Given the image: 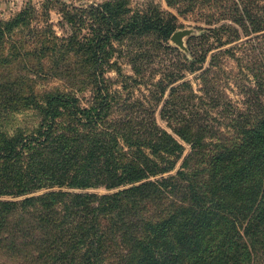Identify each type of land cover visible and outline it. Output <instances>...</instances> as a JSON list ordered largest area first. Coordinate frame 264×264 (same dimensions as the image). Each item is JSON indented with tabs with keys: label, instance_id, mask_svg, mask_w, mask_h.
Segmentation results:
<instances>
[{
	"label": "trees",
	"instance_id": "trees-1",
	"mask_svg": "<svg viewBox=\"0 0 264 264\" xmlns=\"http://www.w3.org/2000/svg\"><path fill=\"white\" fill-rule=\"evenodd\" d=\"M237 3L221 6L220 14L223 16L220 20L223 24L216 25L219 20L213 18L205 20L206 27L201 29L200 39L203 45H208L210 39L221 41L226 33L229 36L237 34L240 27L245 38L243 56H248L246 50L252 47V38L264 35V4L259 1ZM108 11L110 9L104 6L101 16L110 21L112 18ZM25 12L26 8L0 20V46L4 38L24 22ZM115 26L119 33L117 37L128 31L138 34L154 31L163 40L171 30L170 24L163 23L161 18L146 15ZM111 29L104 32V27H101L94 41L93 74L99 88L98 75L102 69L98 62ZM226 43L223 39L221 45ZM224 52L232 53L231 56L235 53L230 48ZM192 53L191 60L180 55L178 78H184L185 71L201 69V79L206 85L210 79L208 72L215 64L210 63L211 67L204 68L205 55ZM256 63L257 70L249 71L258 90L256 98H253L256 88L248 89L249 96L243 102L246 108L243 109V152L240 154L243 157L242 197H232L229 193L233 185L242 180L236 173L239 169L232 171L226 163L230 152L228 147L204 146L207 157L201 159L203 140L207 137L206 132H210L204 129L205 126L181 127L174 132L177 137L156 126L146 134L147 138H141L132 133L143 129L126 127L116 131L114 126H103L100 113L107 103L108 93L90 107H81L76 96L57 93L44 100L46 120L39 122L37 133H32L24 144L21 140L18 149L10 145V150L0 151L3 163L20 164L13 184L18 190L12 194L40 189L42 178L38 173H48L46 170L50 169L52 173L66 175L68 172L66 183L56 180L52 186L67 184L73 188H89L103 185L106 189H119L108 194L86 195V202L79 194L76 195L78 199L73 196L66 201L62 197L65 193L54 191L20 201L0 200V240H6L4 234L8 235L16 248L23 238L38 240L36 253L45 256L42 264H73L74 260H65L69 249L77 264H101L97 259L105 253L106 240H136L137 255L147 252L142 264H253L256 248H260L264 255V113L252 112L250 107L259 104L264 109V100H259L264 96V55L262 59L252 61L253 65ZM168 74L173 76V72ZM189 85L183 81L180 86L188 88ZM203 87L205 92L211 89ZM192 94L188 91L184 95ZM63 112L73 117L72 121L70 118L71 123L77 125L83 136L80 145L87 144V138L93 145L88 153L81 150L79 159L72 158L71 143L76 142L58 130V119ZM203 115L209 116V110H205ZM185 116L180 117L183 125L188 122ZM201 119L207 120L202 117L191 123L201 124ZM89 129H94L93 136H87ZM183 143L190 145V153L174 173L163 176L174 169L185 150ZM52 144L55 149L50 159L39 158L35 167L23 165L27 162L23 160L26 157L24 151L30 149L27 145L39 150ZM237 160L232 161V166ZM5 193L9 192L0 191V194ZM150 208L158 210L151 219L138 215L148 213Z\"/></svg>",
	"mask_w": 264,
	"mask_h": 264
},
{
	"label": "rangeland",
	"instance_id": "rangeland-1",
	"mask_svg": "<svg viewBox=\"0 0 264 264\" xmlns=\"http://www.w3.org/2000/svg\"><path fill=\"white\" fill-rule=\"evenodd\" d=\"M245 1L264 4V0H20L14 9L0 5V20L12 17L24 8L27 11L24 22L4 38L0 46V151L10 150V145L17 148L21 140L24 144L32 133H37L39 122L46 120L44 100L49 95L63 93L76 96L81 107H90L108 93L107 103L100 113L104 127L114 126L116 131L125 130L126 127L143 129L132 135L147 138L146 134L156 126L174 137H177L174 132L181 130V127L205 126L204 129L210 132H206L207 137L203 140L201 159L207 157L204 146L228 147L230 152L226 163H229L232 171L239 169L236 173L240 174L238 179L242 180L241 183H235L229 193L232 197H242L243 157L240 154L243 152V109L246 108L243 102L249 96L247 90L256 88L249 71L257 70V63L253 65L252 61L255 58L262 59L264 55V35L252 38L253 45L250 50L248 47L246 50L248 56H243L245 38L240 27L233 36L224 34L223 39L227 42L224 45H221L223 39H210L208 45H203L200 35L201 29L206 27L205 20L213 18L219 20L216 25L224 23L220 20L223 4H242ZM104 6L110 9V21L106 16H101ZM139 15L158 17L163 23L170 24L168 37L162 40L159 33L154 31L143 34L128 31L117 37L119 33L115 24L127 23ZM101 27H104V32L110 27L113 29L108 33L109 38L104 40V52L100 53L98 66L102 70L98 75L99 88L93 74V49L97 31ZM184 29L189 30V33L183 36L184 47L181 48L171 36ZM226 48L235 51L234 55L224 52ZM191 50L205 55L204 68L211 67L210 63L215 64L211 67L212 71L208 72L210 79L206 85L201 79V69L185 71V77L178 78L180 55L191 60ZM169 72H173L172 77ZM183 81L190 83L188 88H181ZM203 86L211 89L205 92ZM188 91L193 94L184 95ZM254 91L255 99L257 88ZM259 100H264V96L259 97ZM250 109L257 114L264 113L259 104L252 105ZM205 110H209V116L203 115ZM183 114L188 119L185 125L180 120ZM202 117L207 120L201 119V124L191 123ZM70 118L72 121L73 117L63 112L58 119V130L76 142L71 143L72 158L79 159L81 150L88 153L93 145L88 142L90 138H87V144L80 145L83 136ZM93 130L89 129L87 136H93ZM183 144L185 150L174 169L163 176L174 173L181 166L183 158L190 153V145ZM27 146L30 149L24 151L27 157L23 159L27 160L23 164L25 166L32 164L35 167L39 158L50 159L54 155L53 144L39 150L34 149L33 145ZM235 159H238L237 163L232 166ZM5 162L0 161V191L9 193L0 194L1 201H20L25 197L54 191L65 193L62 197L66 201L73 196L77 199L80 196L86 202V195L108 194L119 189H106L103 185L89 188H73L67 184L52 186L56 180L66 183L68 172L66 175L52 173L50 169L46 170L48 173H38L42 178L40 189L12 194L18 190L13 184L20 164L17 166L16 162ZM174 191L180 195L177 189ZM156 211L150 208L148 213L138 215L151 219ZM4 238L7 239L0 240V264H42L45 256L36 253L38 240L23 238L16 248L8 235L4 234ZM134 241L106 240L105 253L97 260L101 264H136V261L142 264L147 252L137 255ZM66 251L68 257L65 260H74L73 264H77L71 249ZM254 253L253 264H264L261 249L256 248Z\"/></svg>",
	"mask_w": 264,
	"mask_h": 264
},
{
	"label": "water",
	"instance_id": "water-1",
	"mask_svg": "<svg viewBox=\"0 0 264 264\" xmlns=\"http://www.w3.org/2000/svg\"><path fill=\"white\" fill-rule=\"evenodd\" d=\"M189 30L184 29V30H179L177 32H175L172 36L171 39L177 43L181 48L184 47V43H183V36L188 34Z\"/></svg>",
	"mask_w": 264,
	"mask_h": 264
},
{
	"label": "crops",
	"instance_id": "crops-1",
	"mask_svg": "<svg viewBox=\"0 0 264 264\" xmlns=\"http://www.w3.org/2000/svg\"><path fill=\"white\" fill-rule=\"evenodd\" d=\"M20 0H0V5H5V7L9 9H14V5H16ZM11 6V8L9 7Z\"/></svg>",
	"mask_w": 264,
	"mask_h": 264
}]
</instances>
